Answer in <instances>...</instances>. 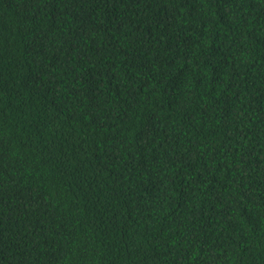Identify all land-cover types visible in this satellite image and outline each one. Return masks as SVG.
I'll return each instance as SVG.
<instances>
[{"label": "trees", "instance_id": "16d2710c", "mask_svg": "<svg viewBox=\"0 0 264 264\" xmlns=\"http://www.w3.org/2000/svg\"><path fill=\"white\" fill-rule=\"evenodd\" d=\"M0 264H264V0H0Z\"/></svg>", "mask_w": 264, "mask_h": 264}]
</instances>
